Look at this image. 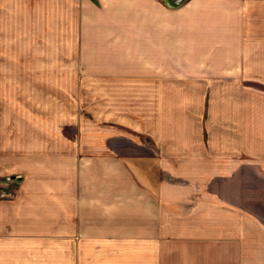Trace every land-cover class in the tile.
<instances>
[{
  "label": "crops",
  "instance_id": "0c3cea01",
  "mask_svg": "<svg viewBox=\"0 0 264 264\" xmlns=\"http://www.w3.org/2000/svg\"><path fill=\"white\" fill-rule=\"evenodd\" d=\"M3 13L18 33L0 47H38L23 31L62 14L80 64L0 51V78L25 95L0 89V264H264V220L212 184L246 165L264 176V0H0ZM81 77L93 118L71 112Z\"/></svg>",
  "mask_w": 264,
  "mask_h": 264
},
{
  "label": "rangeland",
  "instance_id": "374dc122",
  "mask_svg": "<svg viewBox=\"0 0 264 264\" xmlns=\"http://www.w3.org/2000/svg\"><path fill=\"white\" fill-rule=\"evenodd\" d=\"M170 4L177 5L174 3H170ZM60 15L61 16L56 15L54 21L55 23L53 25L52 30L50 29L47 30L46 15L40 14V19H43V21L40 20L38 22L37 24L38 29L33 31L30 30L23 31L24 37H32L34 40L35 39L38 40L39 42L38 47L3 45L0 47V51L4 55H6V53L14 54L17 53V51L20 53H25V52L35 53L36 51H38L40 55V60H47V59L54 60V62L49 61L48 63L40 61V66L45 64L55 63L56 66L57 65L64 66V69H67L69 67L72 68L73 70L74 68L77 69L80 64L78 62L79 61L77 54L78 52H73L72 49L77 50L79 48L78 46H70L63 44L64 41H66L65 39H69L70 34H72L73 32L65 27L66 24L62 20L63 15L62 14ZM0 22L3 25L2 31H0V35L2 37L4 38L14 37L15 36L14 32H16V34L18 33V30L13 31V29H10L14 24L12 15H7L5 13L0 14ZM75 33L77 34V31H75ZM51 34H54L53 39L51 38ZM52 42H55V44L52 45L49 44ZM68 59L71 60V62H69ZM4 64L5 62H3V65ZM54 80L55 81L60 80V82L63 81V79H57V78ZM69 80L72 88V94L70 96L72 98L71 107L73 109L71 110V112L79 114V116L82 117L83 119L89 117L93 118L94 108H95L94 102L96 95L94 93H77L75 92L76 90L75 86H81L83 88L86 87V85L87 87L93 86L94 79L81 77V78H71ZM14 81L15 78L13 77L0 78L1 99L3 98L2 101L11 100V98L15 100L25 98V95L22 96L21 94L15 93ZM78 105H80L81 109L83 110H79ZM87 128L93 131V127L87 126ZM140 139L142 141V136H140ZM124 143L126 148V146H128L127 142ZM113 145L115 146V143H113ZM120 145H122V143H119V146ZM128 147L129 149L135 150L137 154L152 155L155 153V151L152 148H150V146L148 145L145 146L129 145ZM250 166L251 165H246V169H241L242 171H240V173H238L234 177H230V179L227 180L223 178L215 179L214 181H212L213 188L224 197L238 201L240 205L245 207L252 214H255L254 212L264 213V176H260L259 174L253 172Z\"/></svg>",
  "mask_w": 264,
  "mask_h": 264
},
{
  "label": "water",
  "instance_id": "95a60500",
  "mask_svg": "<svg viewBox=\"0 0 264 264\" xmlns=\"http://www.w3.org/2000/svg\"><path fill=\"white\" fill-rule=\"evenodd\" d=\"M169 3H174V4H178L183 0H168ZM255 214H257L262 220H264V213H259V212H254Z\"/></svg>",
  "mask_w": 264,
  "mask_h": 264
},
{
  "label": "built area",
  "instance_id": "2783aa9c",
  "mask_svg": "<svg viewBox=\"0 0 264 264\" xmlns=\"http://www.w3.org/2000/svg\"><path fill=\"white\" fill-rule=\"evenodd\" d=\"M3 196H9V195H11V193L10 192H7V193H4V194H2Z\"/></svg>",
  "mask_w": 264,
  "mask_h": 264
}]
</instances>
